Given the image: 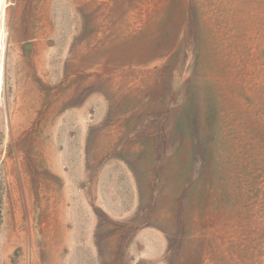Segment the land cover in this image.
<instances>
[{"label":"rangeland","instance_id":"1","mask_svg":"<svg viewBox=\"0 0 264 264\" xmlns=\"http://www.w3.org/2000/svg\"><path fill=\"white\" fill-rule=\"evenodd\" d=\"M0 264H264V0H0Z\"/></svg>","mask_w":264,"mask_h":264},{"label":"crops","instance_id":"2","mask_svg":"<svg viewBox=\"0 0 264 264\" xmlns=\"http://www.w3.org/2000/svg\"><path fill=\"white\" fill-rule=\"evenodd\" d=\"M91 8H92V7H91ZM90 11H91V9H90ZM17 43H18V41H17ZM22 43H24V41L20 42V44H22Z\"/></svg>","mask_w":264,"mask_h":264}]
</instances>
